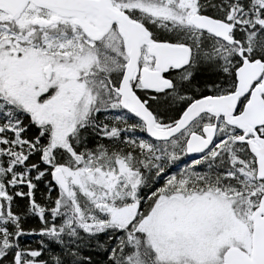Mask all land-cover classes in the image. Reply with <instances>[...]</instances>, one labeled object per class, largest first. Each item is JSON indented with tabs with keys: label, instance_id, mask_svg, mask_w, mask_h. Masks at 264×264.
Returning a JSON list of instances; mask_svg holds the SVG:
<instances>
[{
	"label": "snow or ice",
	"instance_id": "1",
	"mask_svg": "<svg viewBox=\"0 0 264 264\" xmlns=\"http://www.w3.org/2000/svg\"><path fill=\"white\" fill-rule=\"evenodd\" d=\"M0 264H264V0H0Z\"/></svg>",
	"mask_w": 264,
	"mask_h": 264
}]
</instances>
